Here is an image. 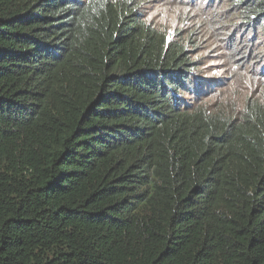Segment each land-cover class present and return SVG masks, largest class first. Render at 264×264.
Here are the masks:
<instances>
[{"label": "trees", "instance_id": "1", "mask_svg": "<svg viewBox=\"0 0 264 264\" xmlns=\"http://www.w3.org/2000/svg\"><path fill=\"white\" fill-rule=\"evenodd\" d=\"M184 3L176 38L147 0H0V264H264V101L198 76L262 64L264 0Z\"/></svg>", "mask_w": 264, "mask_h": 264}, {"label": "rangeland", "instance_id": "2", "mask_svg": "<svg viewBox=\"0 0 264 264\" xmlns=\"http://www.w3.org/2000/svg\"><path fill=\"white\" fill-rule=\"evenodd\" d=\"M184 1L185 0H147L148 4L144 5V9L146 10L148 21L159 28L165 29L168 34L172 36L176 35V38H178L177 33H179V31H183L182 33L184 36H188L190 33L194 32V28H196L197 25L201 27L203 25L202 22H207L208 19L203 17L205 14H202V16L201 13H197L199 10L197 7L193 5L189 6L184 3ZM191 15H194L196 20L189 19ZM208 28H210V26ZM230 30H232V28H229L227 32H230ZM243 38H241V40H243ZM221 42L220 37L217 39L214 36L209 39L208 46L204 47L209 49L216 48ZM224 44L225 42L221 44L222 48L218 49L215 54L202 53L203 55H207V57L206 61L201 66L198 76H201L203 79H223L225 84L223 89H213L212 92L214 93L211 95L210 99H212V101H218L220 97L233 101L231 102L232 104L237 102L239 105H242L249 97L258 100L262 99L264 101V80L258 77L264 66V61L258 66L257 59L250 60L248 63L239 60V65L243 64L241 67L237 66V64H229L225 60V56L221 55L225 47ZM250 45H252V52L255 51L259 54H263L264 36H261L260 39H253V43ZM195 52H197V50ZM218 53H220V55Z\"/></svg>", "mask_w": 264, "mask_h": 264}]
</instances>
